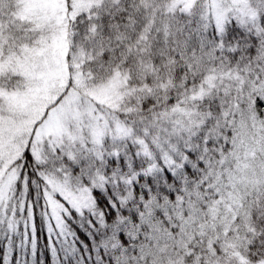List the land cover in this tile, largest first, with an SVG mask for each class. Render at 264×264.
Returning a JSON list of instances; mask_svg holds the SVG:
<instances>
[{
	"label": "snow or ice",
	"instance_id": "obj_1",
	"mask_svg": "<svg viewBox=\"0 0 264 264\" xmlns=\"http://www.w3.org/2000/svg\"><path fill=\"white\" fill-rule=\"evenodd\" d=\"M0 264H264V0H0Z\"/></svg>",
	"mask_w": 264,
	"mask_h": 264
}]
</instances>
